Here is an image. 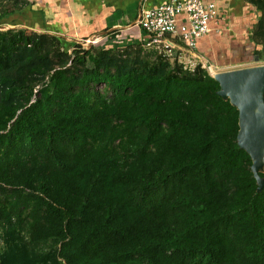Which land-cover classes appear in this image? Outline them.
I'll return each instance as SVG.
<instances>
[{"label": "trees", "instance_id": "obj_1", "mask_svg": "<svg viewBox=\"0 0 264 264\" xmlns=\"http://www.w3.org/2000/svg\"><path fill=\"white\" fill-rule=\"evenodd\" d=\"M216 1L193 53L224 67L264 44V0ZM61 13L0 4V264H264V166L259 186L219 83L178 51L132 70L64 52L37 33L70 35Z\"/></svg>", "mask_w": 264, "mask_h": 264}, {"label": "rangeland", "instance_id": "obj_2", "mask_svg": "<svg viewBox=\"0 0 264 264\" xmlns=\"http://www.w3.org/2000/svg\"><path fill=\"white\" fill-rule=\"evenodd\" d=\"M20 2L21 0H0V4L4 2ZM250 13H255V17H250L248 15V19L246 20L247 29L251 32V30L255 27L257 20L259 19L260 13L251 11ZM53 16V15H52ZM133 31L130 30L132 26L128 29L123 31H117L115 29L111 32H105L102 36H96L93 38H87L86 40L76 41L67 37L66 34H57L53 32H40L37 31L40 35H45L46 40H49L51 37H56L59 40L60 47L64 52H71L73 47L78 44L79 46H83L85 48H89L90 46H103L104 48L110 51L109 55L106 57L105 61L100 65L102 67L104 64H108L109 66L113 67L117 64H122L124 69L132 70V69H140L145 66L146 63H152L157 59V55L153 54L151 49L144 48L142 46V34L138 30V28L133 25ZM7 29H18L15 27L7 26L1 28L2 30ZM68 30V29H67ZM64 36V37H62ZM246 43V51L241 53V55L236 58L235 57V64L224 66V67H217L211 66L210 68L207 66L209 64L203 57H195L192 53L189 52H177L178 62L183 64L185 68H192L196 64L200 63L203 68H206L213 76V72L215 73H224V72H231L235 70H242L247 68H256L264 66V61L262 57H264V44L262 46H257L251 42ZM244 49V50H245ZM256 52V55H255ZM257 53L259 54L257 56ZM172 61V58L170 59ZM103 87H98V91H102ZM264 164L263 162H261ZM262 167H260V172H262Z\"/></svg>", "mask_w": 264, "mask_h": 264}, {"label": "built area", "instance_id": "obj_3", "mask_svg": "<svg viewBox=\"0 0 264 264\" xmlns=\"http://www.w3.org/2000/svg\"><path fill=\"white\" fill-rule=\"evenodd\" d=\"M218 11L203 0H170L142 9L134 25L147 37L142 46L171 56L174 51L193 53L197 41L218 32ZM210 68V64H207ZM37 91H35L36 93Z\"/></svg>", "mask_w": 264, "mask_h": 264}, {"label": "water", "instance_id": "obj_4", "mask_svg": "<svg viewBox=\"0 0 264 264\" xmlns=\"http://www.w3.org/2000/svg\"><path fill=\"white\" fill-rule=\"evenodd\" d=\"M213 77V76H212ZM220 85L218 94L223 99L231 96L230 103L238 110L237 144L251 159V172L259 186L258 173L264 164L259 162L260 140L264 138V66L224 72L213 77ZM258 109V113H254Z\"/></svg>", "mask_w": 264, "mask_h": 264}, {"label": "crops", "instance_id": "obj_5", "mask_svg": "<svg viewBox=\"0 0 264 264\" xmlns=\"http://www.w3.org/2000/svg\"><path fill=\"white\" fill-rule=\"evenodd\" d=\"M45 1L56 8L60 0ZM169 1L170 0H65L70 12V20L63 13L56 16L62 28L68 29L71 32L67 37L80 41L96 36L104 37L103 34H105V32L109 33L115 29L124 32L125 29L132 26L130 30L133 31V28H135L133 25L142 9L165 4ZM210 3L214 5L218 4L216 0H211ZM243 7L245 13L248 9H253L248 4H244ZM56 16L54 14V17ZM248 18L249 17L246 16L243 19L247 20Z\"/></svg>", "mask_w": 264, "mask_h": 264}, {"label": "bare ground", "instance_id": "obj_6", "mask_svg": "<svg viewBox=\"0 0 264 264\" xmlns=\"http://www.w3.org/2000/svg\"><path fill=\"white\" fill-rule=\"evenodd\" d=\"M219 74H221V73H219ZM219 74L213 72V77H216V76H218ZM227 98H228L229 100H231L232 103H234V100L231 98V96H227ZM253 112H254V113H258L259 110H258V109H254ZM260 143H261V146H262V147L259 149V157H258V159H259V162H263V160H264V138H261Z\"/></svg>", "mask_w": 264, "mask_h": 264}]
</instances>
